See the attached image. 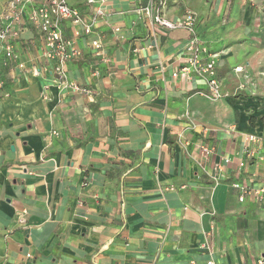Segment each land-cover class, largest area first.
Wrapping results in <instances>:
<instances>
[{
	"label": "crops",
	"instance_id": "0c3cea01",
	"mask_svg": "<svg viewBox=\"0 0 264 264\" xmlns=\"http://www.w3.org/2000/svg\"><path fill=\"white\" fill-rule=\"evenodd\" d=\"M67 1L104 11L90 36L64 25L90 96L50 85L29 6L17 60L0 43V264H264V0H153L170 20L198 15L219 98L182 74L188 32L154 23L150 0Z\"/></svg>",
	"mask_w": 264,
	"mask_h": 264
},
{
	"label": "built area",
	"instance_id": "2783aa9c",
	"mask_svg": "<svg viewBox=\"0 0 264 264\" xmlns=\"http://www.w3.org/2000/svg\"><path fill=\"white\" fill-rule=\"evenodd\" d=\"M94 1L88 0L89 3ZM33 3L34 0H11L9 2L11 18L9 21L0 18V43L3 45L5 55L3 63L7 64L9 61L17 60L18 58L14 41L20 35L19 24L23 21L25 11L29 6L26 18L42 34L44 41L42 48L43 58L53 63L50 69V85L55 87L60 94L64 91H71L90 96L92 93L91 88L80 84L69 76L68 64L72 59L80 56L81 51L72 39L65 37L64 25L67 21L73 23L76 26L74 30L75 36H90L94 33L97 16H102L104 11L98 9L96 15L89 18L78 7L69 4L67 0H47L35 6ZM142 10L158 26L166 29L183 28L187 30L188 38L184 46V64L180 66V71L190 79L192 78L191 72H194L208 84L206 91H199L202 95L221 97L223 95L221 82L216 70L218 54L211 53L208 47L201 42L197 32L198 15L195 12L188 11L182 18L173 21L164 17L155 8L153 0H150ZM90 44L99 53L101 52L103 43L99 37L91 39ZM19 67L26 70L25 61H20ZM180 71L175 72L174 76H177ZM235 71L241 72L243 67L237 66ZM95 74L98 75L99 71L95 70ZM3 85L4 82L0 79V88ZM46 93L44 97L48 98ZM260 138L257 134H249L247 140L248 142H256ZM225 160L229 161L230 158ZM233 186L241 191L240 200L243 201L245 193L249 192L250 189L238 182L234 183ZM202 248L212 250L208 241L202 244ZM207 264L216 263L211 258L207 261Z\"/></svg>",
	"mask_w": 264,
	"mask_h": 264
},
{
	"label": "rangeland",
	"instance_id": "374dc122",
	"mask_svg": "<svg viewBox=\"0 0 264 264\" xmlns=\"http://www.w3.org/2000/svg\"><path fill=\"white\" fill-rule=\"evenodd\" d=\"M3 52H4V49H3ZM3 87H4V85H3ZM3 87H2V88H0V94L2 93V89H3Z\"/></svg>",
	"mask_w": 264,
	"mask_h": 264
},
{
	"label": "trees",
	"instance_id": "16d2710c",
	"mask_svg": "<svg viewBox=\"0 0 264 264\" xmlns=\"http://www.w3.org/2000/svg\"><path fill=\"white\" fill-rule=\"evenodd\" d=\"M6 78H7L6 76L3 77V82H4V80H5ZM4 85H5V82H4ZM3 88H4V87H3Z\"/></svg>",
	"mask_w": 264,
	"mask_h": 264
}]
</instances>
